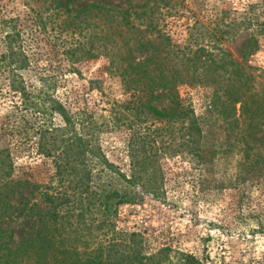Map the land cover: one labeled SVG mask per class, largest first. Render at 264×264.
<instances>
[{
  "label": "trees",
  "instance_id": "obj_1",
  "mask_svg": "<svg viewBox=\"0 0 264 264\" xmlns=\"http://www.w3.org/2000/svg\"><path fill=\"white\" fill-rule=\"evenodd\" d=\"M35 1L48 16L60 18V31L72 35L64 48L69 61L105 56L109 71L121 78L134 118L128 122L126 113H116L115 119L128 130L131 174L109 159L85 110L72 112L46 84L38 94L27 88L17 73L30 63L21 24L0 16V59L9 66V84L21 94L23 108L63 119L59 125L43 122L37 131L38 153L55 163L45 189L17 175L11 148L0 146V264H205L185 252L174 261L168 246L148 253L143 234L118 230L114 219L123 203H135L146 192L163 195L160 156L168 151L199 157L210 151L214 157L220 149L243 145L250 172L264 174V149L255 152L264 147V89H256L247 62L236 61L223 46L242 21L195 20L178 44L166 32L177 0H131L126 6L94 1L80 8L69 0ZM36 25L46 27L43 17ZM50 76L45 80L52 81ZM185 86L212 90L207 115H197L182 96ZM150 117L157 123L145 125ZM203 138L201 150L190 148ZM104 173L107 182L101 181ZM24 217L33 218L34 227L16 241L12 223Z\"/></svg>",
  "mask_w": 264,
  "mask_h": 264
},
{
  "label": "rangeland",
  "instance_id": "obj_2",
  "mask_svg": "<svg viewBox=\"0 0 264 264\" xmlns=\"http://www.w3.org/2000/svg\"><path fill=\"white\" fill-rule=\"evenodd\" d=\"M69 1L71 6L80 8L94 1L126 6L131 0ZM177 1L180 3L166 19V32L178 44L188 36L195 20L209 25L222 20L242 21L237 34L223 46L236 61L247 62L257 78L256 89L263 90L264 0ZM42 6L35 0H0V16L19 19L24 50L30 60L29 66L17 73L35 94L46 84L45 89L60 98L72 112L85 110L93 121L91 132L109 159L130 175L128 130L115 119L116 113H126L130 117L128 122L134 118L127 108L129 95L121 78L109 71L105 56L69 61L64 48L74 39L66 31H60V18L48 16ZM42 17L44 28L36 25ZM4 46L0 37V51ZM250 47L254 48L251 52ZM49 75L52 81L45 80ZM9 83V66L0 59V146L11 148L17 175L30 178L45 189L52 183L55 163L52 157L38 153L37 131L43 122L46 126L49 122L59 125L63 119L58 114L43 116L23 108L21 94ZM180 92L192 102L197 115L208 114L205 112L212 97L211 89L185 86ZM146 123L157 121L150 117ZM262 135L259 133L258 137ZM204 140L191 143L190 148L201 150L199 144ZM242 148L243 145L223 148L214 157L210 151H203L199 157L188 150L161 155L163 195L146 192L135 203L121 204L114 219L117 229L141 232L148 253L170 247L174 261L185 252L205 264H264V174L250 172ZM101 181L107 182L109 177L104 173ZM117 184L116 179L114 185ZM12 226L18 241L34 227L33 218H21Z\"/></svg>",
  "mask_w": 264,
  "mask_h": 264
}]
</instances>
